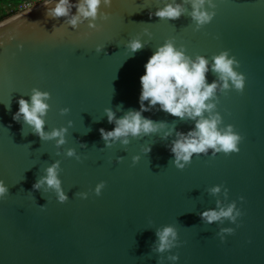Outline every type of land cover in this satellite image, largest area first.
<instances>
[{
    "label": "water",
    "instance_id": "obj_1",
    "mask_svg": "<svg viewBox=\"0 0 264 264\" xmlns=\"http://www.w3.org/2000/svg\"><path fill=\"white\" fill-rule=\"evenodd\" d=\"M43 2L0 21V180L9 187L0 199V264H173L170 255H178L175 264H264V0H213L216 14L199 30L187 15L150 16L170 0H112L110 8L101 7L108 19H97L95 29L49 18ZM137 35L148 45L131 54L125 45ZM166 39L193 58L211 60L226 50L239 62L243 91L218 93L217 104L223 124L243 137L238 153L194 156L179 170L166 147L174 137L152 134L104 146L99 129L114 128L104 109L117 118L139 109L144 64ZM97 46L104 49L97 53ZM216 78L207 73L209 83ZM33 88L50 94L46 132L72 122L59 148L13 120L17 100H28ZM62 108L68 113L61 115ZM143 115L169 125L175 120L181 132L193 123L160 111ZM69 148L79 160L64 155ZM133 156L140 157L135 164ZM57 160L69 198L64 203L51 191L33 190ZM101 181L105 187L96 196ZM214 185L222 186L217 196L207 191ZM217 201L221 207L236 202L242 212L236 224L202 222L199 213ZM166 225L177 229L179 246L156 253L155 230ZM224 227L234 232L221 241L217 232Z\"/></svg>",
    "mask_w": 264,
    "mask_h": 264
},
{
    "label": "clouds",
    "instance_id": "obj_2",
    "mask_svg": "<svg viewBox=\"0 0 264 264\" xmlns=\"http://www.w3.org/2000/svg\"><path fill=\"white\" fill-rule=\"evenodd\" d=\"M185 3L190 6V10L185 7ZM43 4L49 18L64 17V23L72 29H77L85 22L89 29H95L97 19H108V13L102 12L101 7L110 8L112 0H75V3L72 0H44ZM49 5L52 6L49 7ZM73 8L76 10L74 14ZM215 8L216 4L213 0H181V2L170 0L157 8L154 13H150V16L155 15L160 20L170 21L187 15L195 25V30H199L212 21L216 14ZM143 34L151 37L147 29H144ZM147 45L148 41H142L137 35L129 39L125 47L131 54H135ZM103 49L97 46L96 52L100 53ZM238 67L239 62L226 50L213 55L211 60L203 55H195L193 58L186 54L183 45L177 47L173 39H166L155 47V51L144 64V73L139 78V109L130 108L119 118L111 108L104 109L108 123L114 124L112 130L99 129L104 146L111 147L117 142L127 146L130 138L152 134L160 135L163 141L174 137L166 144V147L173 157L171 163L179 170H183L190 164L194 156H209V152L212 157L219 153L225 155L238 153L243 137L232 124H223L222 117L217 111L218 93H226L229 90L242 92L245 87L246 77L236 70ZM209 71L215 73L217 77L211 83L207 81ZM49 99L48 92L33 88L28 100L22 97L17 100L18 110L13 114V120L23 121L42 141L54 140L55 146L59 148L66 143V133L72 122L68 121V127L53 128L50 132H46L44 118L50 107L47 103ZM117 108L122 110L123 105ZM68 111V108H62L60 114L64 115ZM152 111L164 112L180 121H192V127L187 132H181L176 129L175 120L169 125L166 120L154 121L143 115L145 112ZM85 146L81 144V147ZM150 151L151 145L143 148L145 154ZM64 155L80 159L73 148L67 149ZM139 159V156H133V164ZM120 160L121 158L118 157L117 163ZM59 169L60 161L58 160L46 167L45 174L39 176L33 184V190H40L42 193L51 191L55 194L57 202L64 203L69 198L62 188ZM104 187V181L97 183L93 189L94 194L99 196ZM221 190V185H214L207 191L210 195L217 196ZM223 191L227 198L228 189L224 188ZM7 195H9V187L0 180V199ZM75 195L86 199L88 193L79 192ZM239 199L242 201L243 197ZM44 206L39 207L43 209ZM199 215L202 222L208 225L224 220L236 224L242 212L237 208L235 201L229 202L226 207H221L220 201H217L215 208L205 209ZM233 232V228L224 227L219 229L217 235L223 241L225 234L230 235ZM155 236L156 240L153 244L155 247H152V251L156 253H164L179 246L178 232L172 225L155 230ZM168 259L175 264L179 257L170 255Z\"/></svg>",
    "mask_w": 264,
    "mask_h": 264
},
{
    "label": "trees",
    "instance_id": "obj_3",
    "mask_svg": "<svg viewBox=\"0 0 264 264\" xmlns=\"http://www.w3.org/2000/svg\"><path fill=\"white\" fill-rule=\"evenodd\" d=\"M36 4L39 0H0V21L16 14L24 3Z\"/></svg>",
    "mask_w": 264,
    "mask_h": 264
},
{
    "label": "built area",
    "instance_id": "obj_4",
    "mask_svg": "<svg viewBox=\"0 0 264 264\" xmlns=\"http://www.w3.org/2000/svg\"><path fill=\"white\" fill-rule=\"evenodd\" d=\"M30 5H31V3H29V2L24 3V4L22 5V7H20V10L26 9V8L30 7ZM31 6H32V5H31Z\"/></svg>",
    "mask_w": 264,
    "mask_h": 264
},
{
    "label": "rangeland",
    "instance_id": "obj_5",
    "mask_svg": "<svg viewBox=\"0 0 264 264\" xmlns=\"http://www.w3.org/2000/svg\"><path fill=\"white\" fill-rule=\"evenodd\" d=\"M39 1H42V0H39ZM31 5H34V4H31ZM31 5H30V7H31ZM29 8V7H28ZM27 9V8H26ZM23 11V10H22Z\"/></svg>",
    "mask_w": 264,
    "mask_h": 264
}]
</instances>
